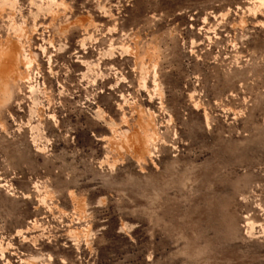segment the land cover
<instances>
[{"label": "rangeland", "instance_id": "rangeland-1", "mask_svg": "<svg viewBox=\"0 0 264 264\" xmlns=\"http://www.w3.org/2000/svg\"><path fill=\"white\" fill-rule=\"evenodd\" d=\"M0 264H264V0H0Z\"/></svg>", "mask_w": 264, "mask_h": 264}, {"label": "flooded vegetation", "instance_id": "flooded-vegetation-1", "mask_svg": "<svg viewBox=\"0 0 264 264\" xmlns=\"http://www.w3.org/2000/svg\"><path fill=\"white\" fill-rule=\"evenodd\" d=\"M86 53H88V52H86ZM99 93H101V94H102V93H104V91H99Z\"/></svg>", "mask_w": 264, "mask_h": 264}]
</instances>
